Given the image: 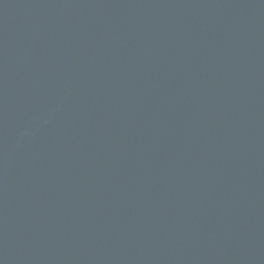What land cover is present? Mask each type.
Here are the masks:
<instances>
[{
	"label": "water",
	"instance_id": "95a60500",
	"mask_svg": "<svg viewBox=\"0 0 264 264\" xmlns=\"http://www.w3.org/2000/svg\"><path fill=\"white\" fill-rule=\"evenodd\" d=\"M0 264H264V0H0Z\"/></svg>",
	"mask_w": 264,
	"mask_h": 264
}]
</instances>
